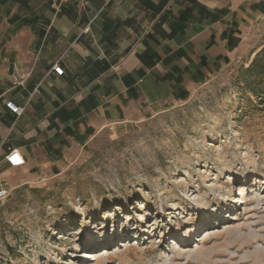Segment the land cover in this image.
I'll return each mask as SVG.
<instances>
[{"label": "rangeland", "instance_id": "rangeland-1", "mask_svg": "<svg viewBox=\"0 0 264 264\" xmlns=\"http://www.w3.org/2000/svg\"><path fill=\"white\" fill-rule=\"evenodd\" d=\"M245 42L186 102L97 134L60 169L1 175L0 264H264V99L246 71L264 19Z\"/></svg>", "mask_w": 264, "mask_h": 264}, {"label": "crops", "instance_id": "crops-1", "mask_svg": "<svg viewBox=\"0 0 264 264\" xmlns=\"http://www.w3.org/2000/svg\"><path fill=\"white\" fill-rule=\"evenodd\" d=\"M263 19L264 0H0V180L9 149L39 176L97 134L186 102Z\"/></svg>", "mask_w": 264, "mask_h": 264}, {"label": "built area", "instance_id": "built-area-1", "mask_svg": "<svg viewBox=\"0 0 264 264\" xmlns=\"http://www.w3.org/2000/svg\"><path fill=\"white\" fill-rule=\"evenodd\" d=\"M52 71L57 76L63 75V69L61 68L58 62L52 66ZM6 107L16 117H20L23 112V108L16 106L12 102H7ZM3 160L9 169H19L24 167L25 165V161L22 155L19 153L18 150L15 149H9L7 154L4 156ZM9 194L10 190L7 187L6 183L4 181H0V202L5 201L9 197Z\"/></svg>", "mask_w": 264, "mask_h": 264}, {"label": "trees", "instance_id": "trees-1", "mask_svg": "<svg viewBox=\"0 0 264 264\" xmlns=\"http://www.w3.org/2000/svg\"><path fill=\"white\" fill-rule=\"evenodd\" d=\"M246 71L254 75H252L254 79L250 84V92L261 99L259 101H263L264 96L260 98L258 95L264 89V51L256 54L251 66Z\"/></svg>", "mask_w": 264, "mask_h": 264}]
</instances>
